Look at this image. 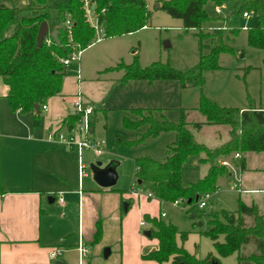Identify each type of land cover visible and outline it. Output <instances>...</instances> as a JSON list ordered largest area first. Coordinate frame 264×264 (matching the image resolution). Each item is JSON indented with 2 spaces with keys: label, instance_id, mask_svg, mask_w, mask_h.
Wrapping results in <instances>:
<instances>
[{
  "label": "trees",
  "instance_id": "trees-1",
  "mask_svg": "<svg viewBox=\"0 0 264 264\" xmlns=\"http://www.w3.org/2000/svg\"><path fill=\"white\" fill-rule=\"evenodd\" d=\"M210 1L216 5L232 2L234 11L255 10L262 18L264 16V0H164L162 9L180 19L186 30L197 29L199 62L186 71L160 60L142 66L138 54H135L131 63L120 61L108 70H122L123 84L132 80L150 83L176 80L182 88L203 85L205 71L221 68L220 55L234 53V49L224 42L225 30L230 29L234 35L239 32L231 28L229 21L225 29L203 31V25L215 19L205 8ZM91 11L95 14L96 25L89 20ZM150 15L147 0H0V76L10 87L7 98L11 109L22 113L35 112L36 104L41 108L48 98L61 93L64 78L69 74V67L63 59L94 43L98 39L96 26L104 38L120 36L148 26ZM44 21L48 22L50 31L59 30L60 44L47 35L51 43L45 38L42 46L37 45L39 27ZM207 40L210 43H206ZM248 43L264 49L263 26L248 30ZM205 49H208L207 53H204ZM197 110L205 117L204 122L188 121L185 109L181 110L179 121L174 122L167 119L165 109L144 106L131 108L134 118L124 120L127 129L139 131L145 127V131L130 143L131 146L162 133H175V140L166 148L164 160L142 156L134 161L135 178L141 184H149V192L160 201L186 199L192 208L204 193L216 189L219 177L230 175L228 166L222 164L225 158L239 153L240 170L244 171L245 153L264 152V107L253 104L247 108L221 106L202 94ZM79 117V114L68 115L65 122L73 125ZM38 123L39 115L35 114V124ZM204 125L230 126L229 139L214 148L198 142L191 126L201 129ZM123 136L118 133V141H122ZM200 153H205L201 161L208 163L209 170L196 183L184 185L182 168L190 156ZM190 210L187 209L186 213ZM246 216L253 218L252 224L245 222ZM144 220L152 225L150 237L159 244L156 250L144 254V259L159 263L171 260L172 264H222L214 253L200 258L178 245L177 236L181 233L173 223L149 214L144 215ZM209 222L211 227L204 234L213 240L221 256L237 254L238 264H264V215L255 204L248 205L240 198L237 211L222 210L213 214ZM101 233L102 227L98 223L95 242ZM181 236L183 240L187 237L186 234ZM251 243L255 244L256 251L244 253L242 250Z\"/></svg>",
  "mask_w": 264,
  "mask_h": 264
},
{
  "label": "rangeland",
  "instance_id": "rangeland-1",
  "mask_svg": "<svg viewBox=\"0 0 264 264\" xmlns=\"http://www.w3.org/2000/svg\"><path fill=\"white\" fill-rule=\"evenodd\" d=\"M163 2L164 0H147L151 12L149 25L135 32L103 39V32L96 26L97 37L102 39L82 50L78 63L73 65L74 70L83 73L85 82L89 81L84 91H80L78 95L83 104L94 110L89 117L95 126L90 138L100 142L103 149L100 155L91 150L84 152L83 158L88 166V176L84 181L94 180L91 164H114L118 180L113 187L129 192L133 188L132 191L140 193L142 203L148 200L144 195L148 193L149 184H139L135 178V158L150 156L164 160L166 148L175 140V133H162L131 146L130 143L139 137V133L145 131V127L139 131L125 128V118H134L131 108H163L167 119L174 122L179 121L181 110L185 109L188 121L204 122L205 117L197 110L202 94L221 106L247 108L253 104L264 107V49L252 47L248 43V30L264 27V16L262 18L255 10H249L250 17L245 18L243 12L234 11L232 2L218 3L221 13L216 12L218 5L215 3L210 1L206 4V10L215 19L203 25L204 32L225 29L227 21L231 28L238 29L239 32L234 35L230 29L225 30L224 42L234 49V53L220 55L221 68L205 71L203 85L182 88L176 80H156L151 83L132 80L123 84L120 79L122 71L118 69L105 76L97 72L120 61L131 63L135 54H138L142 66L160 60L169 62L172 67L182 71L189 70L199 62L197 29L186 30L180 19L172 17L161 8ZM89 20L96 25V17L92 11ZM205 42L210 43V40ZM207 52L208 49H205L204 53ZM72 107L75 112L73 103ZM191 129L196 140L210 148L229 139L231 131V127L227 125H204L201 129L191 126ZM118 133L124 135L122 141H118ZM244 155L247 164L244 171L240 170V158L232 156L224 159L228 161L230 175L218 178L216 189L210 191L211 197L204 208L200 207V202L191 208L186 199L178 206L172 202L155 204L152 199L149 202L152 211L164 213L163 219L166 222L173 223L181 234H186L185 240L181 234L177 236L178 245L184 246L200 258L214 253L222 264H238L237 254L221 256L216 251L213 240L204 234L211 227L209 221L213 214L222 210L237 211L241 198L248 205L255 204L264 215V152H247ZM204 156L205 153H200L188 158L182 168L184 185L196 183L207 174L209 165L201 161ZM238 183L246 190L238 191ZM187 209L191 210L186 213ZM245 222L252 224L253 218L246 216ZM220 240H223V236ZM242 251L254 252L256 246L251 243Z\"/></svg>",
  "mask_w": 264,
  "mask_h": 264
},
{
  "label": "crops",
  "instance_id": "crops-1",
  "mask_svg": "<svg viewBox=\"0 0 264 264\" xmlns=\"http://www.w3.org/2000/svg\"><path fill=\"white\" fill-rule=\"evenodd\" d=\"M116 64L97 72L105 76ZM68 72L61 93L43 104L47 109L42 106L39 112L28 113L11 109L10 87L0 76V264H54L56 260L66 264L170 263L143 258L159 246L145 233L152 225L144 215L163 218L149 204L151 199L159 205L163 201L149 197V190L144 195L149 201L142 203L133 188L129 192L114 188L116 183L103 187L95 179L84 181L88 175L80 178L77 151L49 138L50 132H67L70 125L65 119L75 114L72 99L89 83L73 65ZM98 163L100 168L109 166ZM98 223L102 233L95 242ZM80 242L88 248L82 259ZM56 248L63 253L53 261L49 254Z\"/></svg>",
  "mask_w": 264,
  "mask_h": 264
},
{
  "label": "built area",
  "instance_id": "built-area-1",
  "mask_svg": "<svg viewBox=\"0 0 264 264\" xmlns=\"http://www.w3.org/2000/svg\"><path fill=\"white\" fill-rule=\"evenodd\" d=\"M222 9L220 6L216 7V12L221 13ZM243 17L249 18L250 14L249 12H244ZM68 26H70V23L67 22ZM46 41L48 43H51V38L48 36L46 37ZM82 53L81 49L75 50L71 53V55L68 58L63 59V62L66 66L70 67L74 64H77L80 58V55ZM73 105L75 106V114H79V120L73 124L70 125L69 129L67 128V132L57 130L54 132L49 133V138L56 139L66 145V147L69 150H75L77 151L79 155V173L80 178H83L88 175L87 172V164L83 158V154L85 150H94L97 154H102L103 149L101 148L100 142H95L90 138L91 133V121L89 119L90 115L93 114V108L91 106L85 105L82 102V99L79 95H76L72 99ZM43 109H47L46 105H43ZM236 158H240L241 155L239 153L235 154ZM222 164L228 165V161L223 160ZM236 188L238 191H244L246 189H242L241 185L238 183L236 185ZM264 191V190H263ZM149 197H153L152 193H148ZM211 197L210 192H206L202 195L200 198V207L204 208L207 206V200H209ZM62 200V199H61ZM184 200H175L172 203L176 206L182 204ZM163 215H165L163 213ZM142 225H145V222H142ZM78 250L80 254V258L82 259L86 253L88 252V248L83 244V242H80L78 245ZM63 253V249L56 248L50 251L49 257L51 260L58 259Z\"/></svg>",
  "mask_w": 264,
  "mask_h": 264
},
{
  "label": "water",
  "instance_id": "water-1",
  "mask_svg": "<svg viewBox=\"0 0 264 264\" xmlns=\"http://www.w3.org/2000/svg\"><path fill=\"white\" fill-rule=\"evenodd\" d=\"M94 7L95 5L92 6V9H94ZM58 34H59L58 29L50 31L48 22L47 21L42 22L39 27V31L37 35V45L39 47L42 46L47 35H50L57 44H60ZM35 110L39 112L40 107L38 104L35 105ZM90 168L93 172V177L95 181L99 185L103 187H111L116 183L118 176H117L114 164H111L107 166L106 168H100V163H96V164H91ZM138 183L140 184L141 181H138ZM145 233L149 236L151 234L150 230L146 231ZM54 264H66V263L63 260H56Z\"/></svg>",
  "mask_w": 264,
  "mask_h": 264
}]
</instances>
